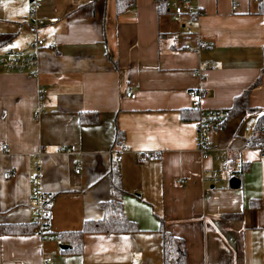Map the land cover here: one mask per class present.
Wrapping results in <instances>:
<instances>
[{
    "label": "crops",
    "instance_id": "obj_1",
    "mask_svg": "<svg viewBox=\"0 0 264 264\" xmlns=\"http://www.w3.org/2000/svg\"><path fill=\"white\" fill-rule=\"evenodd\" d=\"M192 1L197 36L156 0H121L120 9L117 0L40 2L42 16L58 19L39 28L37 76L0 62V223L34 222L38 188L49 199V229L80 230L113 199L116 169L123 213L137 229L84 231L78 250L36 227L3 233L0 264H163L161 225L183 240L185 264H264V155L261 145H245L244 130L255 116L241 111L212 128L209 140L223 154L203 156L193 105L229 108L259 75L247 104L264 105L262 17L251 0ZM30 4L0 0V58L9 47L32 52ZM137 151L157 155L138 163ZM226 156L241 162L238 175Z\"/></svg>",
    "mask_w": 264,
    "mask_h": 264
},
{
    "label": "built area",
    "instance_id": "obj_2",
    "mask_svg": "<svg viewBox=\"0 0 264 264\" xmlns=\"http://www.w3.org/2000/svg\"><path fill=\"white\" fill-rule=\"evenodd\" d=\"M42 0H31V4L26 13V20L29 23L31 32L33 33V38L29 41L28 46L32 52L28 55H18L14 48H6L5 55L0 58V62L3 68L7 70H21L27 71L31 76H37L38 68V50L43 45V39L38 36L39 28L45 22H54L58 19L57 16L44 17L39 13L40 2ZM161 6H164L169 12L170 17L175 22L182 23L184 27V34L186 36H197V31L194 29V25L197 22V18L200 15V8L197 3L192 0H156ZM255 5L258 6L264 0H251ZM234 3L231 4V8H234ZM55 49V44H53ZM189 44L186 48H190ZM199 73V70H197ZM44 87H39L38 89V100L44 97ZM189 94L191 91L188 92ZM127 96L132 97L133 93L131 90L126 92ZM194 107L198 111V115L195 120L196 129V148L200 154L203 156L208 152L212 151L214 157H218L223 154V149L209 140V133L213 128V125L221 121L227 116L225 108H211V109H201L196 102H193ZM42 109L38 104H35L33 108V117L35 119L39 118ZM246 134L250 135L251 126L246 125L244 127ZM249 135L246 136L248 139ZM122 145L121 141L117 143ZM1 149H7V144L5 142L0 143ZM68 151V150H66ZM261 156L264 155V143L261 144L259 150ZM157 153L155 151H137L135 152L136 162H143L149 157H155ZM120 155L117 153L115 155V160H119ZM226 163L232 165L230 168L235 175H238L242 169L241 162L239 160L233 161L230 156H226ZM37 163V162H36ZM78 168H75L77 171ZM10 170H5L2 173L3 178H9L11 176ZM211 181L215 183L217 179V174L213 173L210 176ZM34 208H35V222L37 223L36 231L41 235L48 236L50 238H57L58 233L56 231H51L49 229V223L47 218V211L44 209L43 201L45 199L44 193L38 188L35 189L33 194ZM55 252V251H53Z\"/></svg>",
    "mask_w": 264,
    "mask_h": 264
},
{
    "label": "trees",
    "instance_id": "obj_3",
    "mask_svg": "<svg viewBox=\"0 0 264 264\" xmlns=\"http://www.w3.org/2000/svg\"><path fill=\"white\" fill-rule=\"evenodd\" d=\"M124 4H121V0H117V8H122ZM257 13L262 17L264 25V1L258 4ZM6 41V36L0 34V45ZM262 64L260 72L264 71V42L261 49ZM260 80V75L251 83V85L242 90L238 95L233 98L232 104L229 108H225L227 116L221 121L213 125V129L219 128L224 125L225 122L232 116L237 115L241 111L245 115H254L255 121L251 125V131L248 139L245 142L247 147L258 146L264 143V105L257 107H249L247 104V97L250 89L257 85ZM198 115V111L196 117ZM81 120H86L84 114H80ZM88 120H92V117H88ZM111 189L113 193V199L102 201L99 203V207L102 209L103 215L96 220H86L83 227L80 230H67L57 232L61 242H67L70 250H78L82 243V233L84 231H106V232H122L133 231L137 229L134 222L129 220L123 213L120 196L122 189L119 185V175L116 169H112L110 173ZM48 197L44 199L43 206L47 211V218H49L48 211ZM37 228V223H0V234L3 233H23L31 232ZM162 240H161V253L163 264H185L186 250L184 242L181 238H178L162 228Z\"/></svg>",
    "mask_w": 264,
    "mask_h": 264
},
{
    "label": "water",
    "instance_id": "obj_4",
    "mask_svg": "<svg viewBox=\"0 0 264 264\" xmlns=\"http://www.w3.org/2000/svg\"><path fill=\"white\" fill-rule=\"evenodd\" d=\"M229 182H230V186L235 187V186H237V184L239 183V179H238L237 177H234V176H233V177H231V178L229 179ZM59 247H60V248H65L66 245H64V244H60Z\"/></svg>",
    "mask_w": 264,
    "mask_h": 264
}]
</instances>
